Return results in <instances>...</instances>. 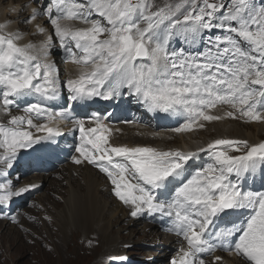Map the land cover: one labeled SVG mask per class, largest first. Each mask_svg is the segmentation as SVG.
Here are the masks:
<instances>
[{"label":"snow or ice","instance_id":"obj_1","mask_svg":"<svg viewBox=\"0 0 264 264\" xmlns=\"http://www.w3.org/2000/svg\"><path fill=\"white\" fill-rule=\"evenodd\" d=\"M53 54L75 78L61 80ZM123 96L182 118L176 132L229 118L264 123V0H27L0 21V207L29 190L7 178L20 151L52 146L67 120L78 133L73 163L104 173L131 217L159 218L181 238L171 264H205L218 249L264 264V190L248 187L264 179V141L117 145L110 112L76 113Z\"/></svg>","mask_w":264,"mask_h":264},{"label":"bare ground","instance_id":"obj_2","mask_svg":"<svg viewBox=\"0 0 264 264\" xmlns=\"http://www.w3.org/2000/svg\"><path fill=\"white\" fill-rule=\"evenodd\" d=\"M1 1L9 3V0ZM26 2L27 0H14L11 1V4L19 9L20 5ZM32 6L35 7V5ZM7 18L8 8L6 7L3 14L0 13V21H4ZM16 27H19V25L14 24L13 28ZM35 39L38 40L40 37ZM55 61H57V65L60 68L61 80H66L69 77L75 78L77 74L74 69H69L67 63H64L59 57H55ZM65 68L67 69V75L63 73ZM63 95L66 96L67 93L65 92ZM131 101L132 97H126V103L131 104ZM105 102L96 99L91 102L90 106L76 107V113L79 116L87 117L90 115L91 110H98L99 106L102 103L104 106ZM55 103L58 106H63V97ZM108 103L111 104V102ZM122 104L125 103L122 102ZM224 107L229 110L227 106ZM109 111L111 113L110 116L116 117L111 121H106L108 126L110 123L113 124L118 121L119 115L117 114L120 112L114 106ZM216 111L224 112L223 110ZM13 114H16L15 109ZM182 121L183 119L171 124L166 123L165 132L167 135L164 137L161 136L164 134L161 133L157 126L159 123L147 126L146 130L148 132L146 130L138 131L137 133L133 131L134 137L128 131L131 129L121 128V131L125 132L123 134L119 133V131L117 132L115 127L109 126V128L111 133L117 134L115 138L124 141V144L121 143L122 145H127V141H133L135 144H140V141L142 144L143 141L146 144L147 141L145 142L143 138L146 132L151 135L153 132H160L161 134L154 137L155 139L160 140L161 143L163 142L165 146L180 141L184 145L182 149L186 151L196 150L214 136H225L226 134L242 132L241 128L237 127V124L228 125L227 122H224L223 124L214 125L215 122H211L205 127L204 133L196 135L189 133L190 135L180 136L175 129ZM0 122L6 123L7 118L0 115ZM243 125L246 126H239L242 128L247 127L250 129L251 134H243L240 139L253 142L262 137L264 126L260 127L258 125L254 127L249 126V123H244ZM127 131L129 134H126ZM61 132L62 135L56 138V143L52 146L45 142L41 145H35L33 149L21 150L13 166L7 170V178L11 179L16 190L25 187L29 190L19 196H14L7 206L0 207V236L3 239L2 243L10 250V259H5L4 264H13L17 258H25L32 249L23 238H26L30 245H41L46 250L52 251L44 254L43 252L45 251L34 250L36 256L29 257L30 260L27 259L22 264H32V260L37 261V264H68L80 261L82 257H89L90 252H84V249H89L93 253H95V250H100L96 259H94L95 264H105L116 250L124 254L123 258L126 257L125 252L138 243L148 245L152 249L139 254L146 259L141 264H153L158 260L165 264L169 263L173 248H179V244L182 242L181 238L170 230L169 232L166 231L165 223L159 218H153L148 214H142L135 218L131 217L129 207L123 205L112 194L110 183L104 173L86 163L81 165L73 163L71 153L73 151V141L76 140V137L73 136L71 128L66 130L63 127ZM200 135H204V137L200 138ZM197 138H200V140H197ZM68 158H70V162L65 164L64 161ZM59 162H62L61 165L63 166L59 167L51 180L47 178L53 173H50L45 178L43 173H45L47 168L51 165H57ZM47 181H50V199L37 198L35 192L44 189L46 186L42 182L45 184ZM34 196L36 197L32 199ZM50 202V205L54 206L53 210L55 209V212L58 210L56 215H52L54 212L48 208L49 205L45 204ZM25 203H28L29 206L23 211H18V207ZM45 215L47 217L43 219ZM128 219L131 222H126ZM13 222L17 225H14ZM122 223H125L124 227L129 228L121 227ZM139 225L147 226L140 229ZM116 227H120L115 232L117 235L113 232ZM5 229L8 231L6 232ZM127 230L128 234L123 237L120 232ZM4 232L7 236L4 235ZM135 238L140 239L138 243L134 241ZM56 239H59L58 243H56ZM121 240L123 242H120ZM139 248L143 249L145 247L139 245L137 249L133 248L134 251L131 252L136 253L135 250H139ZM41 253L44 255L41 256ZM51 258L55 259V261L51 260ZM117 261L115 260V262ZM225 264H241V262L236 259H225Z\"/></svg>","mask_w":264,"mask_h":264},{"label":"rangeland","instance_id":"obj_3","mask_svg":"<svg viewBox=\"0 0 264 264\" xmlns=\"http://www.w3.org/2000/svg\"><path fill=\"white\" fill-rule=\"evenodd\" d=\"M11 1H14V0H9V3H7V2H4V1H1L0 2V13H2L3 14V11L5 10V8L7 7V8H9V7H11L12 6V4H11ZM157 2L159 3V2H161V0H157ZM41 22V21H40ZM41 23H43V22H41ZM31 39V38H30ZM40 39H43L42 37H40ZM40 39H38V40H40ZM53 60H55V58L53 59ZM74 71H75V73L77 74V70H76V68L74 69ZM63 73L65 74V75H67V69L65 68V70L63 71ZM62 79V78H61ZM121 99V97L119 98V100ZM15 111H16V114L17 115H19V114H22V112H21V110L20 109H15ZM120 123V124H119ZM228 123V125H233V124H237V127L240 129V130H242V132L241 133H231V134H226L225 136H214L215 138H234V139H240L241 138V136L243 135V134H246L247 135V133L248 134H251V131H250V129H248L247 127L246 128H242V127H240L239 125H242V126H246V125H243V123H241V121L240 120H235L234 122H227ZM220 124H223V123H220ZM239 124V125H238ZM208 125V124H207ZM258 125H260V127H263L264 126V123H259V122H256V123H253V124H249V126H254V127H256V126H258ZM113 126H119V129H121V128H123L124 127V123L123 122H121V121H117V122H115V123H113ZM131 130H128L129 132H131L130 133V135L132 136V137H134L135 135H134V133H132L133 132V130L134 129H138L137 127H131L130 128ZM159 129L161 130V132H162V134H164V135H161L162 137L163 136H165L166 135V133L164 132V130H163V128H162V126L161 125H159ZM123 130V129H122ZM201 130H203V129H199V128H197L196 129V133H195V135L196 134H199L200 132H201ZM126 132V134H129V132ZM147 132H148V130H146ZM214 131V130H213ZM254 133V132H253ZM159 134H161L160 132L158 133V132H153V134L151 135H149V137L150 138H148L149 140H145V142H146V144L142 141V144H141V141H140V144L141 145H148V146H154V147H157V148H161V149H165V150H167V149H181L182 150V148H183V144L180 142V141H178V142H174V143H171V144H168V145H166L165 146V144L162 142L161 143V141L160 140H157V139H155L154 137H156L157 135H159ZM189 134V133H188ZM191 134H194V133H191ZM156 135V136H155ZM190 135V134H189ZM153 137V138H152ZM204 137V135H200V138H203ZM214 137H212V138H210L209 139V142L212 140V139H215ZM200 138L198 139L197 138V140H200ZM151 140H155L154 142L153 141H151ZM261 141H264V132H263V135H262V137L259 139V140H257V141H253V142H249V143H258V142H261ZM120 142L121 143H123L124 144V141L123 140H120ZM160 142V143H159ZM144 143V144H143ZM140 144H133V146H137V145H140ZM164 144V145H163ZM53 169H55V168H53ZM54 172H56V171H54ZM44 177L45 178H47L48 177V175H44ZM48 180L50 179L51 180V177L49 176L48 178H47ZM50 181H47L46 183H45V186L46 187H44V189H42V191L39 193V194H37V198L39 197V198H48V199H50V197H49V192H51L50 190H49V185H50V183H49ZM36 196H34V197H32V199H34ZM26 204V203H25ZM25 204H22L21 206H19L18 207V211H23L24 209H26L28 206H29V204L27 203L26 204V206L25 207H22L23 205H25ZM46 205H49L48 206V208L50 209V210H52L53 212H54V214H52V215H56V213H57V211L58 210H56V212H55V209L53 210V208H54V206H52V205H50L51 204V202L48 204V203H45ZM44 213H47V212H44ZM43 213V214H44ZM47 216L45 215V216H43V219L44 218H46ZM155 220V219H154ZM156 221V220H155ZM126 222H131V220L130 219H128ZM13 224L14 225H17L16 223H14L13 222ZM125 226V223H122L121 224V227H123V228H126V227H124ZM140 226V225H139ZM144 226H147V225H141L140 226V229H142V227H144ZM120 227H116L115 229H114V234L115 235H117V233H115V232H117V230L119 229ZM129 228V227H128ZM128 228H126V229H128ZM31 229V228H30ZM6 230V229H5ZM133 230V229H132ZM8 230H6V232H7ZM55 231V230H54ZM166 231H168L169 232V230H167L166 229ZM128 232V230L127 231H125V232H120L121 233V235L123 236V237H125V235L126 234H128L127 233ZM4 235H6L7 236V234H5V232H4ZM27 243H28V245L30 246V247H32V249L28 252V254L25 256V258H23V259H20V258H17V260H15V262L13 263V264H22L25 260H27V259H29V257H35L36 256V253H35V251L36 250H40V251H45V252H43L44 254H46L47 252H50V251H52V250H46V248H44V247H42L41 245H30L29 244V241L26 239V238H23ZM2 238H1V236H0V263L1 264H4V260L6 259V260H9L10 259V250L8 249V248H6V245L4 244V243H2ZM132 240V239H131ZM139 240L140 239H138V238H135V242H139ZM59 242V239H56V243H58ZM120 242H123V240H121ZM49 244V243H48ZM50 245V244H49ZM139 245H142V246H144L145 248H143V249H140L139 248V250H135L136 251V253H133V252H131V251H134V249L133 248H136L137 249V247L139 246ZM51 246V245H50ZM34 247V248H33ZM49 247V246H48ZM133 248H130V249H128L127 250V252H125V254H126V257H123L122 258V256L124 255V254H122V253H120L118 250H116L113 254H112V257H110L109 259H108V261H107V263H105V264H118V263H120V264H125V263H128V262H126V261H129V262H135V263H137V264H141V263H143V262H145L146 261V259L143 257V256H140L139 254H142L144 251H151L152 249H151V247L150 246H148V245H144V244H141V243H138L137 245H134V247ZM35 250V251H34ZM7 251V252H6ZM32 251V252H31ZM34 251V252H33ZM99 251L100 250H95V253H93L92 251H90L89 249H84V252H90V255H89V257H82V259L80 260V261H74V262H71V263H68V264H95V261H94V259H96V257H97V255H98V253H99ZM9 253V254H8ZM43 253H41V256H43L44 254ZM139 255V256H138ZM46 256V255H45ZM138 256V257H137ZM148 258V257H147ZM30 260V259H29ZM51 260H53V261H55V259H52L51 258ZM115 260H118L117 262H115ZM150 260V259H149ZM148 260V261H149ZM37 262V261H36ZM35 262V260H32V264H37ZM10 264H12V263H10ZM145 264H149V263H145ZM150 264H152V263H150ZM153 264H163V262L160 260H158V261H156L155 263H153Z\"/></svg>","mask_w":264,"mask_h":264}]
</instances>
